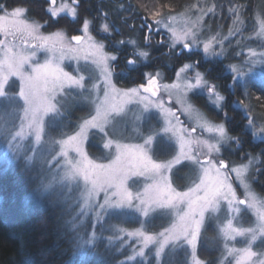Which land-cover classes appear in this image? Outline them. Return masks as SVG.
<instances>
[{"label": "snow or ice", "instance_id": "obj_1", "mask_svg": "<svg viewBox=\"0 0 264 264\" xmlns=\"http://www.w3.org/2000/svg\"><path fill=\"white\" fill-rule=\"evenodd\" d=\"M79 0H50L47 11L52 17H58L61 13L67 12L70 16L76 17L78 14L77 5ZM240 5L230 8L229 11L240 20ZM26 7L17 4L9 8L7 0H0V46L2 55H0V116L20 113V130L14 134L11 129L4 128L2 131L7 138L11 136L12 140L23 138L25 128L32 129L37 142L45 131L47 117V127L50 132H57L62 137L54 143L60 146L59 155L64 159L67 166L66 175L70 179H81L84 182V191L81 193L84 205L95 211L97 221L103 219V213L112 210H129L141 214L143 217H149L151 213H159L161 217H168L171 220L175 215L177 219L165 227L163 231L149 232L144 222L141 226L129 230L124 227L113 226L114 231L134 238L136 246L132 249V255L128 260H135L137 257L145 258V250L149 246L154 248V255L157 264L160 262L162 254L166 248L191 249V264H206L197 255V243L202 237L207 220L218 219L214 214L220 212L226 207L230 214L226 222H221L219 233L223 239V250L218 264H264V199H257L252 191L246 174L249 170V164L239 166H229L223 158L217 159L229 140H236V137L229 136L223 123L214 124L206 118L199 123V127L213 134L210 140H196L194 142L203 144L207 149L206 158L200 159L198 154L193 155L190 151L185 150V144L193 141L185 140V135L190 137L188 129L181 126L179 129L171 127V120L168 117H175L171 107L165 108L163 100H149L148 97L141 95L151 93L152 97H157L160 85L156 75H147V84H141L137 88H117L112 82L114 67L112 62L117 60V56L104 51L105 45L97 41L90 34V21L85 19L82 31L84 36L74 35L66 37L63 31H56L45 35L40 31L41 25L31 21L28 18ZM204 12L203 9H201ZM208 12L214 11V8L208 9ZM159 12L154 16L159 17ZM175 19V17H169ZM202 21V16L191 21L192 28L197 27ZM156 30L163 27L171 34L170 48H175L177 44H183V48H189V39L195 42L196 33L192 28H186L183 31H177L170 24L165 23L164 18L155 19ZM259 31L257 37H264V12L257 16ZM149 32L153 30L152 25H147ZM101 31L109 32V25L102 24ZM231 33V30H230ZM22 38V43L29 45L27 49L18 48L7 38ZM147 41V37L145 38ZM214 39V38H213ZM87 40V48L83 55V60L91 62L94 66L93 71L88 75L80 74V69L73 72L65 71L59 66L58 60L66 58L67 53H78L81 49L73 48L71 41L76 45H81ZM29 41L32 43L29 44ZM118 43L124 44L125 41ZM132 45L136 41H128ZM212 41L203 44L205 54L209 53ZM44 51L45 59L41 62L37 59V52ZM51 55H48V54ZM57 53L59 56L57 57ZM141 57H148V52L141 51L138 53ZM250 57L259 56L260 59H251L245 61L246 64L264 63V52L257 53L249 49ZM72 59H81L78 55H73ZM128 64H135L136 61L129 60ZM192 65L185 64L179 72L176 73L180 79L183 73H186ZM234 78H244L246 73L236 65L231 66ZM15 78V79H13ZM18 81V84H17ZM249 79L243 80V87H247ZM207 81L199 72L195 73L194 82L190 79L183 80L182 91L183 99L179 102L186 105L185 111L190 112L193 105L188 101V92L201 87H207ZM167 91L172 88L180 89L181 85L174 83L172 85H163ZM18 89V91H17ZM210 94L214 93L213 88H208ZM103 92L101 97L100 93ZM215 94V104L219 107V102L224 97L219 93ZM127 98L131 101L133 98H139L144 103L143 111H147L152 104L165 114L167 124L162 130L149 129L147 135L141 134L143 144H123L117 139H107L104 143L105 149H114V156H111L108 163H98L89 158L85 149V141L88 140L90 130H98L105 136L108 135L106 127L112 125L124 114L123 102L116 103L117 98ZM87 102L89 111L86 116H82L76 125L72 128L71 133L64 131L68 127L64 120L69 110L77 104ZM94 112V114H93ZM182 125V122H181ZM249 126H254L252 120H249ZM196 129L192 128L194 132ZM160 131L167 134L173 132L177 134L180 141L179 150L172 154L168 151L167 144L158 145L153 150V143ZM264 132V127L260 128ZM171 139V137H169ZM16 147H19L17 145ZM161 154L170 158H161ZM189 162L191 183L187 186L186 191H178L173 186L171 173L173 169L177 173L182 171L183 162ZM235 174L234 178L231 174ZM133 177L144 178L146 183L143 193L140 191L133 192L132 184L136 183ZM233 179L238 182L243 189L244 199L237 195V189L234 186ZM132 182V184L129 183ZM90 185V187H89ZM79 188V185H77ZM103 192V203L94 201L95 196ZM152 193L151 195H146ZM244 206L250 211L255 218L254 224L249 227L238 226L234 223L235 216L239 214ZM83 209L78 215H84ZM73 228L78 225L73 222ZM237 238H242L243 247H237ZM87 243H91L89 240ZM259 243L258 250H254V245ZM138 248V250H137ZM212 264V262H209Z\"/></svg>", "mask_w": 264, "mask_h": 264}, {"label": "rangeland", "instance_id": "obj_2", "mask_svg": "<svg viewBox=\"0 0 264 264\" xmlns=\"http://www.w3.org/2000/svg\"><path fill=\"white\" fill-rule=\"evenodd\" d=\"M44 1L45 6L43 11L45 12V15L48 13L51 16L47 11L50 5V0ZM59 2L60 0H57V3ZM68 2L71 3V0H68ZM237 5L241 6L239 16L243 23L237 21L236 16L229 11L230 8L236 7ZM135 6L143 13L140 26L147 34L146 37L149 38L151 35H154L155 32H158L167 40L169 47L171 44L169 39L171 34L163 27L156 30V25L154 23L155 19L163 17L165 23L170 24L177 31H183L186 28H192L191 21L202 16L201 23L197 27L192 28V31L196 33L195 42H192V40L189 39L188 41H185L189 43V48H183L182 43L177 44L175 48L178 52L198 51L202 55L203 60H209L212 62L218 61L223 64L226 73L231 78L228 88H230L235 95L234 106L239 107L243 111V115L247 119L246 125L252 132L254 139L264 141V132H260V128L264 127V120H260L258 115H253L254 111L249 103L250 99L248 91L249 84L264 83V63H257L254 65L245 63L247 60L260 59L259 56L255 58L250 57L249 49H253L257 53L264 52V37H257L256 35L259 31L257 24V16L261 14L259 10L250 9L235 0H187L177 8L172 4L159 5L157 2L153 1L137 0L131 5L132 8ZM211 8H214V11L208 12L207 10ZM201 9H203L204 12H202ZM77 11L78 14L76 17L70 16L67 12L61 13L58 17L62 18V26L51 28L49 30L43 29L45 21H42L40 16H38L37 19L30 18L29 16L28 18L41 25L40 31L45 35L59 30L63 31L68 38L74 35L84 36L82 26L84 20L87 19L91 22L90 34L97 41L102 42L105 45L104 51L109 54L117 55V53L111 49V45L106 41L110 32L113 31V28L115 29L114 25H112L111 19H108L105 14L100 18H96V22H94L92 18L83 17V15L79 13L81 12L80 1L77 5ZM156 12H159L161 15L159 17L154 16V13ZM130 14L131 13H127V15ZM169 17H175V19H169ZM104 23L109 25L108 33H104L100 30ZM147 25L153 26L151 32H149ZM0 39H4V37L0 36ZM7 39L18 48L23 47L27 49L29 47V45L22 43V38L19 36L16 39H13L12 37H8ZM132 40L134 39H128V41ZM210 40L212 41L211 49L209 53L205 54L203 51V44ZM31 43L32 42L29 41V44ZM70 43L73 48L78 47L81 51L78 53H67L65 59L58 60L57 62L65 71L73 72V74H75V70L79 68L80 74L85 75L87 80L88 75L94 68L90 61L86 62L82 58L87 48V40L79 46L76 45L75 41H71ZM2 48L3 46H0V55H2ZM139 52H141V50L134 51L138 60L135 58H129L127 59V62L129 60H134L136 63H139L140 61L145 60V57L138 55ZM45 55L44 51H38L37 59L43 62ZM48 55L51 54L49 53ZM56 55L58 57L59 53ZM73 55H78L81 59H72L71 57ZM135 64H129V66ZM185 64L192 65V68L186 73H183L181 78L178 79L176 73L179 72ZM112 65L114 67L112 82L117 88H137L141 84H147V75H145V80L142 83L129 86H119L114 78L116 72L114 62H112ZM233 65L241 68V70L246 73V76L244 78H234L235 74L231 70V66ZM196 72L203 75L208 86L188 92V101L193 107L190 112H187L185 111L186 105L179 102L184 96L182 91L183 80L190 79L194 82ZM157 73H159L157 80L160 85L157 97H152L151 93H143L142 90L141 95L148 97L151 101H156L157 99L163 100L165 108L171 107L172 111L175 113V117L167 118L171 120V127L179 129L183 126L188 129L190 137L186 134L185 140L187 141L190 139L193 141L190 144H185V150L190 151L193 155L198 154L200 159L204 160L206 158L207 149L203 144L194 141L210 140L213 138V134L199 127V123L205 118L214 124L223 123L228 132V127L224 119L227 113L222 108L224 100L219 102V107L214 103V93H219L221 96L223 95L220 93L217 85L207 77L204 69L196 63L189 61L182 63L175 69L173 74L167 78L163 76L159 69H156L153 75H156ZM244 79H249L251 81L246 88L243 87ZM174 83L180 84L181 88H172L166 91L163 87V85H172ZM209 87L214 89V93H209ZM100 95L102 97L103 92H101ZM204 99L214 107L213 113L205 112L195 103V101L200 102ZM243 101L245 104L242 103ZM115 102H123L124 114H122L117 121H113L112 125L106 127L108 135L105 136L98 130L93 129L89 131L88 140L85 141L84 146L89 154V158L98 163H108L109 158L115 154L114 149L104 148L103 145L107 139H117L123 144L130 145L143 144V139L140 138L142 133L147 135L149 129L159 131L166 126H169L165 114L155 108L152 104L149 105L147 111H143L144 103H146V101L141 102L139 98H133L131 101H127V98L118 97ZM88 111L89 104L87 102L72 107L64 120V123L68 125L64 131L71 133L72 128L82 116L87 115ZM219 111L220 114H218ZM22 115L23 113L20 112L0 116V171L2 173H8L15 169L17 175H19L18 180L21 182L23 179V191L19 192V194L17 193L16 197L11 200H5L4 197H0V209L4 211L8 217L17 221L23 219L28 213L34 212L45 206L57 209L60 229L67 233V239L73 245L74 256L79 262L92 259L93 257L96 259L103 258L108 264H157L154 255L155 250L152 246H149V249L145 250L147 259L137 257L135 260H128V257L132 255V249L137 247L136 242L134 238H128L115 232L113 226L132 230L140 227L141 222H144L145 227L150 233L159 232L163 231L165 227H169L170 223L174 222L177 217L173 215L171 220H169L166 216L161 217L158 212L151 213L149 217H143L141 214L129 210L120 211L109 209L108 212L102 214L103 219L97 221L95 211L84 205V200L81 195L84 191V182L82 178L70 179L67 177V166L65 165L64 159L59 155L60 146L54 143V140L58 141L62 138H66V136L62 137L57 134V132H50L47 127V117L45 118V131L39 142L35 139L34 131L27 127L25 128L23 138H18L14 141L11 139V136H8L7 138L5 137L2 131L4 128L11 129L13 134L20 130L19 117ZM249 120L253 121L254 126H249ZM192 128H195L196 130L193 132ZM169 137H171V139H169ZM233 141L235 146L239 145L236 140ZM231 142V140L227 141L225 146L230 145ZM164 144L169 145L170 147H168V151L175 154L180 147V141L177 139V134H174L173 132L165 134L163 131H160L159 137L154 140L152 145L153 150L155 151L158 145ZM17 145H19V147H16ZM222 149L219 156H217V159L223 158L230 167L233 165L239 166L241 164H249V160L252 161L249 165L246 177L251 184L252 191L257 196V199H264V196L258 194L253 189L251 181L252 179H256L255 173L259 170L256 165L259 163V159L248 156L244 157L243 154H239L237 162H231L225 159V154L222 152ZM161 158H170V156L166 157L164 154H161ZM183 164L187 166L182 169L180 174L174 177L173 173L175 169H173V172L170 174L173 186L177 187L178 191H186L187 186L190 185L192 179L190 175V168L192 165L187 161H184ZM231 175L234 178L235 174L233 173ZM133 179L136 180V183L132 184V182L129 181V183L132 184L131 190L133 192L140 191L143 193L145 184L151 182L145 181L144 178L141 177H133ZM233 183L237 189V195L239 198L244 199L243 189L239 187L238 182L234 179ZM77 185H79V188H77ZM151 194L152 193H148L146 195ZM103 196L104 194L101 192L99 196L94 197V201L97 203H103ZM239 207L241 208L239 214H231L235 216L234 223L243 227L252 226L255 218L251 215L250 211L245 209L244 206ZM82 209L85 214L78 215L81 213ZM214 215L218 219L206 221L205 227L202 229V237L197 243V255L201 260H204L206 264H209V262H212V264H218L219 259L221 258L223 239L219 233V227L221 222H226V218L230 214L225 207ZM73 222L78 225L75 229L72 226ZM89 240H91V243H87ZM235 243L237 247L244 246L242 238H237ZM253 247L254 250H258L259 243ZM190 252L191 249L187 248H166L164 254H162L160 258L159 264H191ZM102 254L103 256L100 257L99 255ZM225 264H229V262L226 261Z\"/></svg>", "mask_w": 264, "mask_h": 264}, {"label": "trees", "instance_id": "obj_3", "mask_svg": "<svg viewBox=\"0 0 264 264\" xmlns=\"http://www.w3.org/2000/svg\"><path fill=\"white\" fill-rule=\"evenodd\" d=\"M80 14L85 18H100L103 14L111 19L115 29L110 32L106 41L111 49L117 53L114 61L116 72L115 82L119 86H129L142 83L145 75L153 74L159 69L165 78L171 76L175 69L182 63L189 61L196 63L204 69L207 77L217 85L220 93L224 96L223 109L227 115L224 118L231 137H236L239 145L231 144L223 147L222 152L225 159L237 162L239 154L244 157L258 158L256 165L259 170L255 173L256 179H252L253 189L264 196V141L255 140L252 132L246 125V117L243 111L234 106V93L228 88L231 82L221 62L203 60L198 51L178 52L176 48H170L167 40L161 34L155 32L147 41L144 29L140 24L142 12L138 7H131L137 0H79ZM157 2L159 5L172 4L175 8L187 0H146ZM244 6L264 12V0H235ZM20 4L27 9L30 18L40 16L44 30L62 26V18H52L43 11L44 0H7L8 7ZM133 9V10H132ZM137 9V10H135ZM39 12V13H38ZM127 13H131L127 15ZM118 27V28H116ZM134 39L135 45L128 42ZM125 41L124 44H118ZM148 52V57L129 66L127 59L137 57L134 51ZM236 88V87H234ZM249 99L253 108V115H258L264 120V83H253L248 86ZM195 103L205 112H212L214 107L205 99ZM245 104V102H242ZM220 114V111L218 112ZM231 156V157H229ZM176 170L173 176L178 174ZM17 171L14 169L8 173L0 171V197L5 200L14 199L22 190V180H18ZM58 211L49 206L28 213L20 221L8 217L0 209V264H108L103 258L87 259L83 262L77 261L74 256L73 245L67 239V233L60 229ZM100 257L103 256L99 255Z\"/></svg>", "mask_w": 264, "mask_h": 264}]
</instances>
